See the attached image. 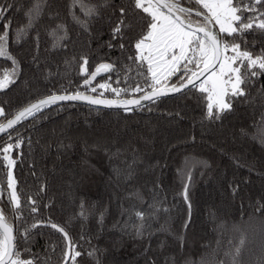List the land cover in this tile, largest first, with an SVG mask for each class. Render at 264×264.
Masks as SVG:
<instances>
[{"label": "trees", "instance_id": "1", "mask_svg": "<svg viewBox=\"0 0 264 264\" xmlns=\"http://www.w3.org/2000/svg\"><path fill=\"white\" fill-rule=\"evenodd\" d=\"M178 2L207 14L196 0ZM248 2L234 0V6ZM36 3L40 14L29 27L26 13ZM90 7L95 13L85 15ZM3 9L0 33L10 22L7 50L17 64L13 83L0 90V122L53 93L123 98L151 89L148 65L135 59V44L152 17L135 8L134 0H0ZM262 12L264 3L255 4L243 20ZM182 15L205 22L192 10ZM121 19L126 27L114 36ZM216 28L225 42L239 44L253 58L264 53V30L254 26L241 38ZM102 63L113 68L85 85ZM188 68L197 70L195 64ZM238 68L247 75L244 95L228 96L231 106L219 119L207 115V93L196 85L130 111L52 104L2 135L0 212L15 229L21 257L33 264H65L67 242L46 226L51 221L77 246L76 264H232L241 237L245 243L237 264H264V70H249L246 62ZM6 69L12 61L0 57V78ZM184 76L181 68L166 85ZM137 87L142 91H134ZM111 89L123 91L117 96ZM9 143L19 212L9 202L2 151ZM37 222L42 223L25 243L24 229Z\"/></svg>", "mask_w": 264, "mask_h": 264}, {"label": "snow or ice", "instance_id": "2", "mask_svg": "<svg viewBox=\"0 0 264 264\" xmlns=\"http://www.w3.org/2000/svg\"><path fill=\"white\" fill-rule=\"evenodd\" d=\"M197 3L203 5V8L207 9V13L204 15V23L197 28H192V21L187 19H181V16L175 15V13L185 14L189 13L190 9H185L180 6L178 0H156L155 5L149 0L147 6H145L144 0H134L135 8L142 9L145 13H150L152 20L148 25L147 34L142 36L136 44L137 56L135 59L140 61H147L148 72L151 75L153 84L150 85L152 91L138 99H130L121 101L120 104L126 111H130L128 105H139L141 100H155L164 93L163 88H157L156 85L161 84L162 81L167 80L173 73L180 71L183 67L185 76L181 78L179 86L173 85L168 88L167 91L179 92L187 85L196 87L199 83V90L203 93H207V115L209 117L215 116L219 119L220 113L230 108V104L225 102V97L231 93L232 96H242L244 91L242 84L247 80V75H242V69L233 67V63H240L243 65L247 63L249 70L257 67L260 70H264V53L255 58L248 51H241L240 45L237 43L229 44L223 40L217 33H215L208 25L214 20L218 24L220 33H228L229 35L240 33L241 38L243 33L255 28L264 30V12L259 13L257 17H249L248 22H244V11H252L255 8V4H262L264 0H249L248 4L243 8L234 6V0H196ZM239 4H244V0H237ZM11 7V5L9 6ZM83 8V4H81ZM167 9V12L161 11V9ZM7 9L0 10V18L3 17L4 12ZM121 13H124L122 8ZM34 13V14H33ZM95 13V8L90 7L85 9V15L91 16ZM40 14L39 3L34 5V9H30L26 15L29 17V27L31 26L32 19L37 18ZM202 13H197L201 15ZM78 19V18H77ZM258 21V22H257ZM80 22V21H78ZM235 22H239L237 26H234ZM83 23L84 22H80ZM10 22L4 24V31L0 33V57H5L12 61V69L4 70L2 78H0V90L6 89L11 83H13V77L16 73V60L12 57L7 50L8 43V29ZM62 27V26H58ZM126 27L124 20L121 19L116 28L113 29V35L118 36L121 33L122 28ZM235 39V37H234ZM148 41V43H145ZM111 46V45H109ZM123 48V45H121ZM231 50L235 53L234 56L229 57L222 55L223 53ZM130 59H133L130 57ZM87 61L85 60V64ZM195 64L198 71H191L188 68L189 64ZM201 65H203L201 67ZM216 65H219V71H216ZM113 68L111 64H100L96 72L91 74L89 79H85L84 84L88 85L91 79H94L97 73L101 71H109ZM84 69L82 68V71ZM191 71V75H187ZM210 72L202 82L200 77L205 73ZM252 76H256V71H251ZM227 77V78H225ZM234 77V79H233ZM187 81V84L184 83ZM230 86V87H229ZM100 88H108L109 85L101 84ZM117 96L123 91L122 89H111ZM92 92L96 91V88L91 89ZM134 91H142L139 87ZM103 95V93H101ZM65 100H87L90 104L99 105H113L117 103L114 100H104L94 98L88 95H84L80 92L75 94H51L43 99H39L35 103L30 104L18 112L14 118L9 119L7 124H0V133L6 132V130L13 128L19 121L26 119L27 117H33L36 113H40L46 106L55 104L57 101ZM215 105L216 111L213 112ZM0 115H4V109L0 108ZM11 139V137H9ZM16 147H19V140H17ZM14 146L9 143L2 149L4 155L3 160L7 161L9 171L7 173V186L10 189L9 202L13 205V210L19 212L21 210V201L16 191V181L13 177L11 167L16 163L14 159L8 154ZM187 187V186H185ZM185 199L187 196L185 194ZM31 212L36 213L37 207L35 201L32 202ZM137 216H142L141 213H137ZM21 216H17L16 219H21ZM37 222L30 225L29 228H25L23 232L24 242H28L30 230L38 226ZM46 226H50L52 229L63 234L65 241L67 242V250L64 252V261L71 260L72 264H76L77 257L81 255L79 251H76V245L72 242L71 237L65 231V229L56 223L48 221ZM15 229L7 222V218L0 212V264H33L31 259H23L21 252L17 248L16 240L17 236L14 235ZM139 234V229H137ZM245 243L244 237H241L239 245L235 249L233 255L232 264H237L236 256L239 255L241 248ZM28 248H24V252L27 253ZM92 255V253H89ZM226 255H229L226 253ZM223 264V262H221Z\"/></svg>", "mask_w": 264, "mask_h": 264}, {"label": "water", "instance_id": "3", "mask_svg": "<svg viewBox=\"0 0 264 264\" xmlns=\"http://www.w3.org/2000/svg\"><path fill=\"white\" fill-rule=\"evenodd\" d=\"M153 1L156 3V0H153ZM180 6L183 7V8H185V9H190V10H192V11H195V12H197V13H198V12H199V13H202L201 16H202L203 18H204V15L206 14V13H204V12H201L200 10H196V9H193V8H190V7H187V6H183V5H180ZM162 9L165 10V11L167 12V9H164V8H162ZM175 15H179V16H181V19H185L186 22H187V19H186L181 13H175ZM198 26H199V24H196V23H193V22H192V28H193V29L197 28ZM208 27L211 28V29H212L215 33H217L218 36H219V33H218L217 28H216L215 24L213 23V21L208 25ZM202 66H203V65H202ZM202 66H201V67H202ZM216 66H217V65H216ZM96 69H97V68H95V69L91 72V74H92L93 72H96ZM196 71H198V69H197ZM208 73H209V72H208ZM208 73H205L204 76L200 77V80H202V79H203ZM91 74L89 75L88 79L91 77ZM184 83L187 84V81L184 80ZM179 84H180V83H178V84H174V85L179 86ZM172 86H173V85H170V86H167V85L158 86L157 88H163V89L165 90L164 93H163L162 95H160L159 97L169 96V95H174V94L178 93V92L167 91V89H168V88H171ZM191 86H192V85H187L186 87L182 88L179 92H181V91H183V90H185L186 88H189V87H191ZM151 91H152V88L149 89V90H147V91H145V92H143V93H140V94H137V95H133V96H130V97H123V98H116V97H103V96L95 95V94L88 93V92H80V93H82V94H84V95H88V96H91V97H94V98H99V99H104V100H114V101H117V103H115V104H113V105H105V104L93 105V104H90L87 100H65V101H57L56 103H61V102H75V103H83V104L92 105V106H97V107H102V108H124V107L121 106V104H120L121 101H124V100H130V99H138V100H139L142 96H144V95L150 93ZM75 93H76V92H71V93H57V94L59 95V94H75ZM48 96H49V95H48ZM45 97H47V96L41 97V98H39V99H43V98H45ZM39 99H36V100H34V101L28 103L27 105H25L24 107H22L21 109H19L17 112H15L12 116H10L9 118H7V119H5L4 121L0 122V124H7V121H8L9 119L14 118V116H15L18 112H20V111L23 110L24 108L28 107L30 104L35 103V102L38 101ZM147 101H149V100H141V102H140L139 105H141V104H143V103H146ZM56 103H55V104H56ZM139 105H128L127 107H128V108H132V107L139 106ZM46 107H47V106H46ZM23 120H24V119H23ZM21 121H22V120H21ZM21 121H19L16 125H14L13 128H14L15 126H17ZM11 129H12V128H11ZM11 129L6 130V132L0 133V137H1L2 135H4L5 133H7V132H8L9 130H11Z\"/></svg>", "mask_w": 264, "mask_h": 264}, {"label": "rangeland", "instance_id": "4", "mask_svg": "<svg viewBox=\"0 0 264 264\" xmlns=\"http://www.w3.org/2000/svg\"><path fill=\"white\" fill-rule=\"evenodd\" d=\"M148 2H149V0H144V3H145V6H147V4H148ZM151 2L153 3V5H155V2L153 1V0H151ZM201 6L203 7V5L201 4ZM205 9V8H204ZM206 10V12H207V9H205ZM161 11H164V12H166L165 10H163V9H161ZM150 14V13H149ZM208 14V13H207ZM214 21V20H213ZM215 22V21H214ZM202 23V22H201ZM216 24V23H215ZM216 26H218V27H220L218 24H216ZM234 26H235V23H234ZM145 43H148V41H145ZM224 55H226V54H224ZM235 55V53L234 52H232V54H229V57H232V56H234ZM146 63H147V61H145ZM194 64V63H193ZM193 64H189L188 65V67H191ZM147 65H148V63H147ZM202 66V65H201ZM233 67H237L238 68V62L237 63H233V65H232ZM181 68H183V67H181ZM216 71L218 72L219 71V65H217L216 66ZM210 75V72L202 79V80H200L201 82L205 79V78H207V76H209ZM169 78V77H168ZM168 78H167V80H168ZM225 78H227V77H225ZM233 79H234V77H233ZM167 80H164V81H162V83L161 84H158V85H156V87H158V86H163V85H166L167 83H166V81ZM152 84H153V81H152ZM197 86L199 87V83H197ZM230 87V86H229ZM231 95V93L229 92V94L224 98L225 99V102H227L228 103V101H227V99H228V96H230ZM215 106V105H214Z\"/></svg>", "mask_w": 264, "mask_h": 264}]
</instances>
